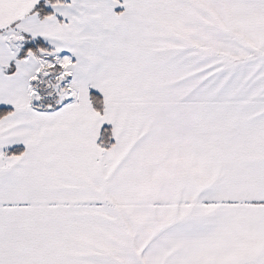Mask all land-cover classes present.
<instances>
[{"label": "snow or ice", "instance_id": "6c2138e0", "mask_svg": "<svg viewBox=\"0 0 264 264\" xmlns=\"http://www.w3.org/2000/svg\"><path fill=\"white\" fill-rule=\"evenodd\" d=\"M0 264H264V0H0Z\"/></svg>", "mask_w": 264, "mask_h": 264}]
</instances>
